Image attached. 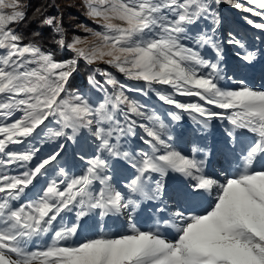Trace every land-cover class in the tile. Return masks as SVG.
Returning a JSON list of instances; mask_svg holds the SVG:
<instances>
[{
	"label": "snow or ice",
	"instance_id": "6c2138e0",
	"mask_svg": "<svg viewBox=\"0 0 264 264\" xmlns=\"http://www.w3.org/2000/svg\"><path fill=\"white\" fill-rule=\"evenodd\" d=\"M222 4L259 17L242 19L264 31V0H84L100 30L82 26L92 40L68 41L62 17L47 12L56 4L42 5L39 24L72 53L57 60L35 40L40 31L25 43L17 30L30 0H0V264H264V90L243 80L232 89L219 84ZM227 43L244 50L237 55L246 65L257 51L264 57V48L249 50L231 31ZM205 49L215 58H206ZM81 61L106 64L124 81L94 69L88 83L99 99L92 101L69 87ZM129 93L154 95L167 107ZM184 114L201 133L217 118L230 125L222 154L231 153L236 167L223 181L206 173L204 147L193 143L189 155L176 146L173 126ZM132 140L142 146L127 147ZM46 141L56 147L41 156ZM82 141L90 142L80 148L78 175L53 168L67 142ZM120 162L132 170L122 187L114 177ZM170 174L187 181L169 195L171 207L164 200ZM145 201H159L153 206L159 219L146 230L138 226ZM67 214L74 217L69 223ZM88 219L92 231L81 235ZM46 236L43 248H29Z\"/></svg>",
	"mask_w": 264,
	"mask_h": 264
},
{
	"label": "rangeland",
	"instance_id": "374dc122",
	"mask_svg": "<svg viewBox=\"0 0 264 264\" xmlns=\"http://www.w3.org/2000/svg\"><path fill=\"white\" fill-rule=\"evenodd\" d=\"M79 1H81V4H79L78 7L84 11L83 13L85 15H87L85 8L83 7L84 0H79ZM219 10L222 15V18H221L222 22L218 26L216 36L221 45L222 57H221L220 63H221V68H222V74L225 76V79L220 81L219 84L222 88L232 89L234 88L236 83L233 84L231 81L234 80L236 82L238 81V79H241V78L247 79L249 77L248 72L252 64L246 65L237 55L238 52L242 53L244 51L243 49H239L235 45L227 43L228 33L230 31L233 32L236 35L237 39L244 40L248 49L252 50V49L264 48V31L254 29L253 27L246 24L244 20L242 19L243 16L247 15L249 16V18L256 20L257 22H260L259 17L251 16V14H248V13H242L241 11L234 9L233 7H230L227 4L220 5ZM91 21L93 20L91 19ZM70 24L71 26L75 27L74 29H76V30L69 31L70 41L73 38V36L87 37L89 41L92 40L91 35L89 33H86L82 27V26H87V27L95 29L94 27H92V25L89 26L88 23H85V22L80 23L79 21H76L73 23L70 22L68 26ZM202 54L206 58H212V59L215 58L214 53L210 49L202 50ZM261 60H262V56L259 54V51H257V57H256V60L253 62V65L256 67H258L259 65L260 67ZM261 70H262L261 67L257 70V74H256L257 78L261 77V75L264 73V71H261ZM228 77H231L232 80L228 79ZM256 77H254V79L251 78L252 84L257 83V80L255 79ZM256 86H259V85H256ZM262 86H264V84H262ZM178 99H180L181 101H186V102L198 100V98L196 97H178ZM158 105L162 108L160 109L156 106L154 107L160 110H162L164 107H167V106H163L162 102H158ZM213 110L221 112L222 109L214 108ZM227 127H229V125L225 124L223 119L217 118L210 122V128L206 133H201L199 130H197L198 126L191 120V118L187 114H184L183 119L179 122V124L173 126V135L175 136L176 134H179V139L176 141V146L179 148H182L184 153L189 154V155H191V148H192L193 143L198 144L201 147L204 142L203 140L214 137L218 139L217 142H215L214 152L219 158V160H223L224 154H222V150L224 148L223 142L225 138L222 135H225L224 134L225 128ZM135 142L138 143V145L135 147L142 146L140 145L138 140H135ZM12 147L22 151L26 147V145H14ZM67 147L68 146L66 145V148L64 151L67 150ZM135 147H131V148H135ZM49 153L50 152L48 151H46L45 153H43L42 151L40 155L47 156ZM200 156L202 155L200 154ZM214 159H215L214 162H212L210 165H206L205 167L206 172L211 169V171L208 172V175L210 176L212 175L217 176L216 173H218L219 171L218 166L216 164L217 159L216 158ZM35 162L36 161L34 160L32 164H35ZM54 165H56L55 168L61 167L59 165V161L58 163H54L53 166ZM82 170L83 169L81 166L78 169H76L73 173H70V175L72 174L78 175ZM13 171H16V170L13 169ZM131 172L132 170L124 166L123 162H120L116 165V171L114 173V177H115V180L119 181L118 187L123 186V184L126 182L124 178L131 175ZM44 179L45 178L41 179V185L43 184ZM181 181L187 182L185 178L179 177L175 174H170L169 178L166 180V188L168 192L165 195L164 199L169 204L170 207L172 206L173 201L169 200L168 197L169 195L172 194V192L175 189L179 187ZM39 187L40 185L37 186V189ZM35 191L36 190L29 192L27 194V197H25V199L32 197ZM157 202L159 203V201H153V202L145 201L142 204L143 212L139 216L138 225L143 226L145 230L146 228L152 227L154 223L156 222L157 214L155 213L153 206L155 204H158ZM205 206L206 205H203V203H201V205L197 206V208L198 210H200L202 209V207H205ZM73 219L74 217L72 214H67L65 215L64 222L69 223ZM92 223L93 222L91 219L87 220V223L85 224L83 233L81 235H87L91 233ZM108 223L112 224L113 221L110 220L108 221ZM118 224L119 222H116L115 224H113L114 230L118 226ZM49 238L50 236H46L43 238V240L34 241L33 243L29 244V248L30 249H33L36 247L43 248L45 244L48 242ZM80 238L81 236H78L76 237V240H79Z\"/></svg>",
	"mask_w": 264,
	"mask_h": 264
},
{
	"label": "trees",
	"instance_id": "16d2710c",
	"mask_svg": "<svg viewBox=\"0 0 264 264\" xmlns=\"http://www.w3.org/2000/svg\"><path fill=\"white\" fill-rule=\"evenodd\" d=\"M50 3H55L56 7H47V12L52 15H56L62 17L63 20V28L65 31L66 39L70 41L69 31L76 30L75 27L68 26L71 22L79 21L80 23H88L89 26L92 25L96 30H100L99 26L89 19L87 15H85L83 10H81L78 6L81 4L79 0H30L31 7L27 11V19L19 25L18 32L21 33L24 37V42L27 43L29 40L33 39L32 34L36 31H40V36L36 37L35 40L38 41L45 51H52L55 54V59L57 60H66L71 58L72 53L59 48L55 43H53V32L49 28H42L39 24L36 16V9L40 8L42 5L47 6ZM220 12V10H219ZM220 18L222 15L220 13ZM200 28L208 27L206 22H201L199 25ZM107 69L113 72L114 75L117 76L118 79L124 81V77L122 74H119L115 71V69L110 68L108 65L103 63L93 64L91 66L87 65L83 61L79 63L77 71L73 74V77L69 81V87L72 89L78 90L80 93L85 94L92 101H97L99 99V94L96 93L94 89H92L91 85L88 83V77L94 74V69ZM97 78L102 79L98 74ZM126 83L133 84L134 86H140L137 82L125 81ZM130 96L141 100L144 103H147L150 106H156L158 108H162L158 105V101L156 100L154 95H149V97H141L136 93H129ZM50 127L53 125H49ZM83 135L87 138V132L85 131ZM61 143L64 141L61 140ZM90 141H82L81 145L74 144L72 142H67L66 145L67 150L63 152L62 157L59 159V165L69 170L70 173H73L76 169L81 167V164L77 161L79 160V156L82 154L80 151L81 146H83L84 150H87V143ZM138 143L135 140H132L128 143L127 147H135ZM27 146V145H26ZM40 147L45 153L46 151L52 152L56 147V142L54 141H46L40 144ZM75 153V159H74ZM56 165L53 166L55 168Z\"/></svg>",
	"mask_w": 264,
	"mask_h": 264
},
{
	"label": "bare ground",
	"instance_id": "6f19581e",
	"mask_svg": "<svg viewBox=\"0 0 264 264\" xmlns=\"http://www.w3.org/2000/svg\"><path fill=\"white\" fill-rule=\"evenodd\" d=\"M260 67L262 68V70L261 71H264V58L262 57V60L260 61ZM259 67V65H258V67H256V66H254L253 64H252V66H251V68H250V70H249V72H248V78L247 79H243V78H241V79H238V81L239 80H243L244 81V83L247 85V86H249V87H252L253 89H256V90H264V86H262V84H264V73L261 75V77H259V78H257L256 77V74H257V70L260 68ZM254 77H256L255 79L257 80V83L256 84H252L251 83V78L252 79H254ZM232 80V79H231ZM233 84L235 83V81L234 80H232L231 81ZM230 82V83H231ZM256 85H259V86H256ZM238 85L236 84L235 86H234V88H236ZM224 110H221V112H223ZM224 123L225 124H227V121H225L224 120ZM229 127H230V125H229ZM223 129V128H222ZM224 138H225V135H222ZM217 140L218 139H216V138H214V137H212V138H208V139H205V140H203L204 142H203V145L201 146V147H204L205 149H206V152H207V162H206V165H210L212 162H214V158H216L217 159V161H216V164H217V166H218V173H216L217 174V176L220 178V180L221 181H223V179H224V177L226 176V175H231L232 174V172H233V170L235 169V167H236V165H235V163L233 162V163H230L229 161L230 160H232V154L231 153H227V154H224L223 156H224V158H223V160H219V158L217 157V155L215 154V152H214V146H215V142H217ZM202 156V158H203V154H201ZM213 160V161H212ZM213 167V166H212ZM225 170H227V171H225ZM209 171H211V169L209 170ZM209 171H207L206 173L208 174V172ZM165 200V199H164ZM158 203V202H157ZM206 207V206H205ZM203 208L204 207H202V209H200L199 211H203ZM167 215H171V213L169 212V213H167ZM157 217V219L156 220H158L159 219V217H158V215L156 216ZM145 219V218H144ZM141 220V219H140ZM153 225V224H152ZM139 227H141L142 229H144V227L143 226H141V225H138ZM147 229V228H146ZM168 231L169 232H172L173 230L172 229H168ZM173 234H174V232H173Z\"/></svg>",
	"mask_w": 264,
	"mask_h": 264
}]
</instances>
